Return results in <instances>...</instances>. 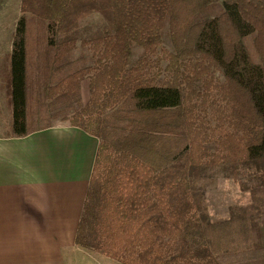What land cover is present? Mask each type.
<instances>
[{"label": "trees", "instance_id": "trees-1", "mask_svg": "<svg viewBox=\"0 0 264 264\" xmlns=\"http://www.w3.org/2000/svg\"><path fill=\"white\" fill-rule=\"evenodd\" d=\"M21 13L12 136L61 122L99 141L77 246L120 264H264V0H22ZM96 15L107 31L82 38ZM217 174L251 197L220 222L205 198Z\"/></svg>", "mask_w": 264, "mask_h": 264}, {"label": "crops", "instance_id": "crops-1", "mask_svg": "<svg viewBox=\"0 0 264 264\" xmlns=\"http://www.w3.org/2000/svg\"><path fill=\"white\" fill-rule=\"evenodd\" d=\"M13 41H0V58H10ZM98 148L61 122L0 136V264H120L76 244Z\"/></svg>", "mask_w": 264, "mask_h": 264}, {"label": "rangeland", "instance_id": "rangeland-1", "mask_svg": "<svg viewBox=\"0 0 264 264\" xmlns=\"http://www.w3.org/2000/svg\"><path fill=\"white\" fill-rule=\"evenodd\" d=\"M22 0H0V41L3 45H9L16 33L18 21L24 17L21 13ZM219 13V8L210 12V16H216ZM30 19V16H26ZM107 31L106 22L98 15L90 19L88 24H85L81 30V37L88 38L97 33H104ZM166 50L171 49L168 36L165 37ZM140 51H136L135 58L138 57ZM84 54L87 57L88 64L90 62V51L79 49L77 56ZM10 65V58H0V136H7L11 134L12 125V107L10 104V97L7 92L6 79L8 75L7 66ZM165 65V63H164ZM82 95L85 99L89 96V81L82 84ZM87 101V100H86ZM85 101V102H86ZM206 185V205L211 220L220 222L228 220L232 208L241 207L251 202L249 193H243L239 185L232 179H225L221 175H214L211 180L205 182Z\"/></svg>", "mask_w": 264, "mask_h": 264}]
</instances>
